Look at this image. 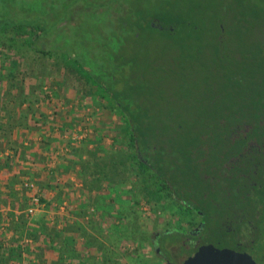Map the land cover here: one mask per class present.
<instances>
[{"label":"trees","instance_id":"16d2710c","mask_svg":"<svg viewBox=\"0 0 264 264\" xmlns=\"http://www.w3.org/2000/svg\"><path fill=\"white\" fill-rule=\"evenodd\" d=\"M184 1L0 0V264H126L104 229L119 245L136 244L130 257L141 264L192 255H169L185 248L172 228L137 236L135 207L145 200L154 213L183 216L191 184L205 182L200 149L244 146L231 131L264 132V0H225L207 22L187 17ZM145 35L163 47L145 46ZM206 35L218 80L197 92L188 78L202 66L197 42ZM171 76L177 82L163 84ZM75 87L117 115L112 144L100 123L73 138L90 124ZM92 208L115 222L88 219Z\"/></svg>","mask_w":264,"mask_h":264},{"label":"flooded vegetation","instance_id":"af4514ba","mask_svg":"<svg viewBox=\"0 0 264 264\" xmlns=\"http://www.w3.org/2000/svg\"><path fill=\"white\" fill-rule=\"evenodd\" d=\"M228 134L233 144L245 145L200 149L205 152L198 158L205 182L198 188L191 184L196 192L185 198L183 216L158 211L159 215L170 213L177 219H186L184 227L175 226L174 231H169L181 234L188 251L186 256L205 245L256 255L264 253V132L245 130ZM241 136L243 140L238 138ZM213 150L223 154L219 157L207 154ZM174 250L170 247L169 255L182 258L184 253Z\"/></svg>","mask_w":264,"mask_h":264},{"label":"rangeland","instance_id":"374dc122","mask_svg":"<svg viewBox=\"0 0 264 264\" xmlns=\"http://www.w3.org/2000/svg\"><path fill=\"white\" fill-rule=\"evenodd\" d=\"M32 0H15V3L20 4V6L24 7L27 5L31 4ZM49 2V0H44V4H47ZM225 0H185L184 3L187 5L188 7V12L186 13L187 17H191V18H198L200 19V21H208L210 18L212 17H218L220 15L221 11V7L224 4ZM235 3V2H234ZM238 3V8H240V10H244L243 5L240 2ZM11 4V3H10ZM233 14H227V16L229 18H232ZM99 18L97 17H92L91 20H98ZM239 20V18H237ZM73 38H77L76 35H74V33L72 34ZM202 39V40H201ZM201 42H197L198 47H202V51L201 53L198 52V56L201 58L200 61L202 63V66L200 67V64L198 63L197 67L194 68L192 71L194 72V76L193 74H190L193 77L188 78L189 83L191 84H195V82H198V87H197V92H200L199 89L202 88V84L203 83H208L209 79H214V80H218V77L214 78L211 74V70L213 69V65L214 63L213 61V56L215 53V50L213 49L212 46V39L209 36H203L201 38ZM195 42V41H194ZM234 41L231 40L230 44H232ZM143 43L145 46L150 47L152 49H158L159 47H163L162 46V42L160 41V43L156 40H154V38L145 35ZM207 46V47H205ZM146 48V47H145ZM199 50V49H198ZM153 54V52H152ZM154 54H159L158 51H154ZM167 55V54H166ZM163 55L160 60L165 61L166 58L168 56ZM145 60L143 59L142 62H144ZM207 64V67H204V64ZM211 64V67L209 68ZM215 66H214V70H215ZM196 72V74H195ZM177 76H179V73H177ZM59 78V77H57ZM172 81L173 83L177 82L176 81V77L171 76L170 78L166 79V81L163 84H166L167 82ZM55 85V80L52 81ZM77 84V83H76ZM219 84V83H217ZM78 87H75L74 89L77 91V97L75 99V103L74 105H78V109L80 110L79 112L82 113V115L85 114V116L87 117V121L90 122L89 125H87L86 127L84 126V124H78L75 128V131L73 133V138H75L78 141H81V139L83 137H85L86 135L90 134L92 132V127L96 124L100 123L99 126H101L103 132H105L107 134V144H112V137L110 136L111 132V124H113L114 120H117V115L111 113L109 110L105 109L103 105H97V106H92L91 102L88 100V97H84L83 94H81V92H79L77 89ZM57 93L60 94H66L67 90L65 91V88H56ZM63 95V96H64ZM89 101V102H88ZM180 106H178L179 108ZM73 182L76 181V177L72 176L70 178ZM77 186H82V182L77 180ZM72 190V189H71ZM69 192V191H67ZM75 192V191H74ZM81 194V193H79ZM80 208H82V205H80ZM136 209V215L133 216V220L131 218V220L133 221V223L136 225V227L140 230L137 232V236H141V234H145L150 236L151 234L155 233L158 230H163V229H168V228H173L175 226H177V218L173 217L170 215V213H165V215H159V213H154L152 206L150 203L146 202L145 200H141L139 205L135 207ZM42 207H40L39 203H38V207L35 208L34 211V216L35 217H40L42 212ZM94 209L92 208L91 210L88 211V219H91L92 217H94L95 220H100L102 221V224L104 226H107V228H109L110 224L115 222L114 221V217L113 216H106L104 217V219H102V217H99L98 214H94L93 213ZM161 216V217H160ZM102 232H104V241L106 243H108L110 245V249L113 252H117V249L120 250V257L121 258H115L116 260H121V262H123V260L126 262V264H141L142 262L137 261L134 257L136 256V254H134L131 258L130 255L132 254V252H134L135 250H137V248L135 247L136 244L130 242V241H125L128 237H125L126 239H123L121 241V244H117L115 242V235H107L106 229L102 230ZM109 233V232H108ZM95 236L101 238L102 240V235L98 232L96 234H94ZM110 242V243H109ZM118 245V246H116ZM122 252H126V254H123ZM188 251H185V249H182L180 253H184L182 254L183 257L186 256ZM129 255V256H128ZM181 261V259L179 260ZM136 262V263H135ZM161 264H165L160 262ZM183 264V263H180Z\"/></svg>","mask_w":264,"mask_h":264},{"label":"water","instance_id":"95a60500","mask_svg":"<svg viewBox=\"0 0 264 264\" xmlns=\"http://www.w3.org/2000/svg\"><path fill=\"white\" fill-rule=\"evenodd\" d=\"M183 264H264V253L256 255L205 245L189 256Z\"/></svg>","mask_w":264,"mask_h":264},{"label":"built area","instance_id":"2783aa9c","mask_svg":"<svg viewBox=\"0 0 264 264\" xmlns=\"http://www.w3.org/2000/svg\"><path fill=\"white\" fill-rule=\"evenodd\" d=\"M36 202H38V200L36 199ZM31 212H33L34 210H30Z\"/></svg>","mask_w":264,"mask_h":264}]
</instances>
